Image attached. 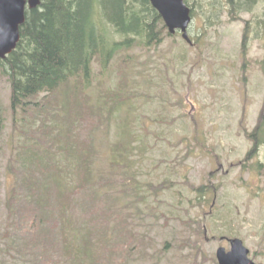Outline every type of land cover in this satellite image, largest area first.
Returning a JSON list of instances; mask_svg holds the SVG:
<instances>
[{"label": "rangeland", "instance_id": "obj_1", "mask_svg": "<svg viewBox=\"0 0 264 264\" xmlns=\"http://www.w3.org/2000/svg\"><path fill=\"white\" fill-rule=\"evenodd\" d=\"M188 1L191 44L180 32H163L149 46L134 40L104 65L96 57L85 83L89 105L103 106L92 134L95 177L110 180L102 190L111 192L109 204L125 215L131 234L127 251L111 252L106 264H218L217 248L229 250L233 238L264 264V150L249 153L246 137L264 103V0L235 18L225 5ZM250 19L260 21L244 36ZM1 69L0 233L15 176L10 163L30 141L20 132L23 114L10 108ZM115 90L123 98L106 97ZM77 109L89 106L81 101ZM121 141L122 158L115 149ZM201 185L205 195L198 198ZM103 233L119 245L111 228ZM6 239L12 246L0 263L30 264L17 251L22 242Z\"/></svg>", "mask_w": 264, "mask_h": 264}, {"label": "trees", "instance_id": "obj_2", "mask_svg": "<svg viewBox=\"0 0 264 264\" xmlns=\"http://www.w3.org/2000/svg\"><path fill=\"white\" fill-rule=\"evenodd\" d=\"M211 1L227 6L232 18L254 2ZM258 21L245 23L244 36ZM163 32L170 35L149 0H41L26 7L20 39L0 59L10 82V108L23 114L20 132L30 139L17 152L16 164L10 163L15 176L6 200L7 227L0 233V261L12 246L6 238L22 242L17 251L28 254L30 264H106L111 252L127 251L131 234L126 217L109 204L111 192L102 190L110 180L95 177L98 152L92 134L100 127L103 106L89 105L84 87L96 57L104 65L122 46L134 40L149 46ZM261 68L264 74V54ZM106 97L123 98L116 90ZM81 101L88 111L77 109ZM122 132L127 134L129 127ZM246 137L249 153L264 150V103ZM117 145L122 158L127 148L122 141ZM195 191L198 198L205 195L203 185ZM108 228L118 246L103 233Z\"/></svg>", "mask_w": 264, "mask_h": 264}, {"label": "water", "instance_id": "obj_3", "mask_svg": "<svg viewBox=\"0 0 264 264\" xmlns=\"http://www.w3.org/2000/svg\"><path fill=\"white\" fill-rule=\"evenodd\" d=\"M161 16L170 34L181 33L191 43L188 26L192 20L191 9L185 0H149ZM41 0H0V59L15 49L19 39V27L25 20V9L36 7ZM230 249L222 246L216 250L218 264H256L249 256V250L239 238L230 239Z\"/></svg>", "mask_w": 264, "mask_h": 264}, {"label": "flooded vegetation", "instance_id": "obj_4", "mask_svg": "<svg viewBox=\"0 0 264 264\" xmlns=\"http://www.w3.org/2000/svg\"><path fill=\"white\" fill-rule=\"evenodd\" d=\"M190 9L192 10V7H190ZM192 12V11H191ZM193 18V17H192Z\"/></svg>", "mask_w": 264, "mask_h": 264}]
</instances>
